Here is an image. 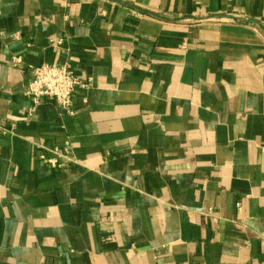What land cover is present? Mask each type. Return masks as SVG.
<instances>
[{"label": "crops", "instance_id": "1", "mask_svg": "<svg viewBox=\"0 0 264 264\" xmlns=\"http://www.w3.org/2000/svg\"><path fill=\"white\" fill-rule=\"evenodd\" d=\"M0 30V264H264V0H1ZM63 62L90 86L29 117Z\"/></svg>", "mask_w": 264, "mask_h": 264}, {"label": "built area", "instance_id": "2", "mask_svg": "<svg viewBox=\"0 0 264 264\" xmlns=\"http://www.w3.org/2000/svg\"><path fill=\"white\" fill-rule=\"evenodd\" d=\"M1 1V0H0ZM4 35V31L0 30V36ZM13 63L19 65L21 58L13 57ZM32 78L28 84L26 94L32 98L33 106L28 112V116H32L35 108L44 100L54 101L62 110L72 112L73 95L78 88H87L90 86V80H84L73 68L70 62L63 63H45L31 67ZM5 132V131H3ZM55 156L47 158L41 155L42 159H46L53 168H61L64 162L61 157H66L71 148L66 142L62 149L54 150ZM182 264V263H180Z\"/></svg>", "mask_w": 264, "mask_h": 264}]
</instances>
